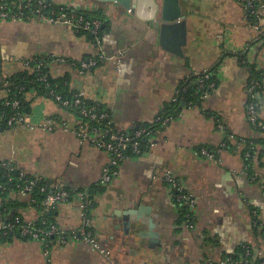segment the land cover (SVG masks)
<instances>
[{
    "label": "crops",
    "instance_id": "crops-1",
    "mask_svg": "<svg viewBox=\"0 0 264 264\" xmlns=\"http://www.w3.org/2000/svg\"><path fill=\"white\" fill-rule=\"evenodd\" d=\"M49 1L69 9H102L106 25L101 38L93 41L70 27L39 20L0 18V82L25 70L27 59L79 62L103 54L107 60L93 72L56 61L51 75H70L72 89L102 104L117 130L127 132L174 109L179 88L192 77L213 69L217 87L201 105L178 108L155 145L126 159L106 186L101 179L109 155L79 141L73 115L52 99L30 93L28 121L36 128L0 131L12 132L0 136V161L75 194H92L93 228L111 255L103 256L81 240L54 242L46 249L38 241L15 237L0 242V264H221L246 247L264 259V131L247 114L248 66L264 74V41L246 23L243 8L236 0H181L189 29L182 58L148 41L120 6ZM260 96L259 120L264 123V87ZM5 97L0 90V102ZM53 116L62 124L54 132L42 130ZM8 137L11 149L3 152ZM202 150L218 153L209 160ZM169 175L195 200L192 228L172 196ZM77 196L56 205L54 217L63 231L82 222ZM14 199L21 202L25 220L42 218L38 208L26 206L29 197Z\"/></svg>",
    "mask_w": 264,
    "mask_h": 264
},
{
    "label": "built area",
    "instance_id": "built-area-1",
    "mask_svg": "<svg viewBox=\"0 0 264 264\" xmlns=\"http://www.w3.org/2000/svg\"><path fill=\"white\" fill-rule=\"evenodd\" d=\"M236 2L243 8L245 13L246 23L259 35L262 41H264V0H236ZM37 9L34 11L35 19L42 22H49L52 24L63 25L70 27L76 32L80 30L88 31L97 35L102 29L103 23L99 20H89L84 15L78 14L76 11H71L70 9L61 7L59 10L51 9V4L49 0H37ZM30 5L28 4L25 8L28 9ZM14 8L8 5L6 0H1L0 4V18L3 20L10 21H21L25 18L26 15L24 10L21 12L14 11ZM46 10L50 11L49 13ZM30 18V17H28ZM48 58L47 60H50ZM101 61H106L107 58L105 55H100ZM59 62L66 63L65 59L57 60ZM25 66V64H24ZM97 66V61L89 60L87 63H83L81 66V71H91L94 67ZM26 68V66H25ZM203 78L199 79V85L201 88L205 87V80L209 78V70H206L202 73ZM46 78H42L45 80ZM214 84H211L208 88L213 89ZM260 83L256 80H250L247 87L248 94V104H247V114L248 119L260 130L264 131V123L259 120V110H260V92L258 91ZM53 95V93H52ZM210 94L206 93L204 99L207 98ZM180 93L178 91L174 101L178 100ZM7 98V93L6 97ZM4 98V99H5ZM87 99L85 94L78 92L75 95V103L71 104L69 101H63L60 96L55 95L53 100L56 104L64 107L70 106H81L83 101ZM7 104L9 102L7 101ZM13 107L16 108L19 106V102L15 101L12 103ZM100 104V103H99ZM100 105L93 108L83 107L81 109V115L84 118H87L88 121H78L76 122V127L73 130V133L77 136L79 141L82 144H90L95 148L106 152L110 158V164L107 166L103 172L101 179V185L106 186L112 182L114 178L119 175V168L121 164L130 157L129 152L134 154L140 153L142 148V140L145 137H149L148 142L150 147L154 146V140L156 136L154 135L153 129L150 128H140L134 132H127L122 130H116L112 127V122L106 123L111 119L110 114L106 112H100L98 109ZM106 123V124H105ZM169 121H164V125L168 124ZM10 126L13 128L22 127L25 129H35V126L28 121V116L15 115L9 122ZM1 128V127H0ZM42 130L54 132L57 130V125L54 120L49 118L44 124L40 126ZM218 152H212L209 150H202L201 154L209 160H214ZM247 157H251L249 153L246 154ZM11 163L0 161V167H10ZM167 182L171 186L172 196L179 203H186L192 210L195 207V200L192 196L186 192L181 184L172 176H168ZM39 180H27L24 183V186L21 187L20 195L23 197H29L34 188L38 185ZM53 192L48 196L45 206L47 209L54 208L57 204L65 202L69 198V194L66 190L60 188L59 186L54 185L52 187ZM6 191V187L0 185V192ZM47 187L41 188V192H46ZM82 222L78 228L71 231L61 230L57 224H47L44 220L42 226L39 225V222L33 220H25L22 222L20 217L15 218L14 223L19 227L22 236L28 237L33 241H38L42 243L46 249H48L52 242L50 239L55 238L57 242L61 244H67L70 239L81 240L86 244L90 245L96 251H98L103 256L110 258V251L105 249L99 242L91 219L90 210L92 204L88 199V196L85 194L80 195L79 197ZM4 208L3 203L0 202V214ZM5 211V210H4ZM188 226L193 227V220H187ZM21 225V226H20ZM14 226L11 224H5L2 219H0V241L3 238L7 237L11 232H13ZM245 258L248 259L245 264H264V259L261 258L259 262H253L249 259L252 257V251L248 248H245ZM258 257V256H257ZM259 258V257H258ZM221 264H240L237 261H234L232 258L228 257L224 259Z\"/></svg>",
    "mask_w": 264,
    "mask_h": 264
},
{
    "label": "trees",
    "instance_id": "trees-1",
    "mask_svg": "<svg viewBox=\"0 0 264 264\" xmlns=\"http://www.w3.org/2000/svg\"><path fill=\"white\" fill-rule=\"evenodd\" d=\"M37 0H6L9 6L11 8H14V11L21 12L24 10V13L26 15L25 18L21 19V21L24 22H32L35 19L34 11L38 8L37 7ZM1 4V0H0ZM30 5L28 9L25 7L27 5ZM51 9H57L59 10L61 7L54 5L52 2ZM66 8V7H64ZM69 9V8H67ZM71 11H76L78 14L84 15L89 20H99L104 24V12L102 9H98L95 12L94 11H86V10H76V9H70ZM47 13L50 11L46 10ZM103 15V16H102ZM30 17V18H28ZM10 21V20H9ZM102 29L99 31L97 35H94L91 32L80 30L78 32L81 36H86L87 38L98 41L101 38L102 35ZM48 58L46 56L44 57H35L33 59H27L24 60V64L26 66L25 70L11 76L10 78L5 79L4 81L0 82V90H4L7 93V98L3 99L0 102V131H6L8 129H13V126L9 125L10 120L15 115L20 116H29L32 114L33 107H32V101L28 100V95L30 93H35L37 97H47L52 100L55 99V95L60 96L63 101H69L71 104L75 103V95L78 93L77 91L72 89L71 86V76L65 75L61 78H54L51 75L50 65L52 62H56L59 59L51 58L50 60H47ZM245 59V58H243ZM66 63L72 64L76 69L81 68L83 63H87L89 60H95L97 61V66L94 67L91 71L93 72L95 69L100 67L104 61L100 60V56L92 57L89 60H82V61H74L71 59H65ZM59 62V61H57ZM249 65V64H248ZM250 68V74H251V80H256L260 83V87L258 91L261 93L263 87H264V74L262 72H258L256 66L249 65ZM215 71L213 69L209 70V78L205 80L204 84L205 87L201 88L199 79L203 78V74L196 75L192 77L191 79L187 80L180 88L179 93L180 96H178V100H173V108L171 110H168L167 112L159 114V116L154 120L153 123L149 124H143L136 128L135 130L131 131L134 132L137 129L140 128H150L153 129L154 135L157 136L158 133L169 126L171 122L176 117V110L180 107H193V106H199L203 102L204 96L206 93L211 94L217 87V82L215 79ZM46 78L45 80H42V78ZM211 84H214L215 87L213 89L208 88ZM53 93V95H52ZM7 101L9 104H7ZM18 101L19 106L14 108L13 102ZM100 105L98 110L100 112H106L110 114L109 110L105 108L102 104H99L98 102H93L91 100L85 99L83 101V104L81 106H70V107H64L61 104V108L69 112L71 115H73L76 120L78 121H88L87 118H84L81 115V109L83 107L86 108H93ZM51 119L54 120L57 127H59L62 124V120L58 118L57 116L51 117ZM112 122V119H109L106 123ZM164 121H169L168 124L164 125ZM105 123V124H106ZM112 127L117 130V128L113 125ZM149 137H145L142 140V148L141 151H143L145 148L150 147V144L148 142ZM130 156H132L134 153L129 152ZM249 153L252 157V154L250 152H245V154ZM27 180H39L38 185L34 188L33 192L30 194L29 201L26 202V206H33L35 208H38L42 213V218L38 221L39 225L42 226V222L45 220L47 224H57L56 219L54 217V212L56 210L55 206L54 208L47 209L45 206V202L49 195L53 192V186L54 184L48 180L42 179V178H34L29 177L24 174V172L16 165L11 163L10 167H0V185H3L6 187V191L0 192V202L3 203L4 208L1 211L0 219L4 221L5 224H11L14 226L13 232H11L7 237L3 238L2 241H8L10 239H13L15 237L19 239H28L32 240L28 237L22 236L21 232L19 230V227L15 225L14 220L17 217H20L22 222L25 221V218L20 213V208L22 206L21 202L18 199H14V195L19 196L21 187L24 186L25 181ZM47 187L46 192H41V188ZM66 190V189H64ZM69 194V198L66 201H70L75 195H83L85 192H78L75 194L74 192H71V190H66ZM92 194L87 193L86 196H88L89 201L93 205L92 209L94 208L95 203L92 201L91 196ZM79 200V198H77ZM183 210H184V217L187 220L192 219V212L190 207L186 203H181ZM5 210V211H4ZM21 226V225H20ZM52 242H57L55 238L50 239ZM45 247V246H44ZM252 251V257L251 261L253 262H259L261 258H258L254 251L250 247H246ZM245 250H242V253L237 257H230L234 261L239 262L240 264H245L248 259L245 258L244 253Z\"/></svg>",
    "mask_w": 264,
    "mask_h": 264
},
{
    "label": "water",
    "instance_id": "water-1",
    "mask_svg": "<svg viewBox=\"0 0 264 264\" xmlns=\"http://www.w3.org/2000/svg\"><path fill=\"white\" fill-rule=\"evenodd\" d=\"M120 6L134 17V27L163 50L184 57L188 41V20L181 0H94ZM106 24H103L102 29Z\"/></svg>",
    "mask_w": 264,
    "mask_h": 264
},
{
    "label": "rangeland",
    "instance_id": "rangeland-1",
    "mask_svg": "<svg viewBox=\"0 0 264 264\" xmlns=\"http://www.w3.org/2000/svg\"><path fill=\"white\" fill-rule=\"evenodd\" d=\"M7 134H9L8 136H10V134H12V132L7 131L6 133H0V136L7 135ZM8 139L9 140L5 141L4 145H1L3 152L11 149V138L8 137ZM18 146L22 147L23 145L21 143H18Z\"/></svg>",
    "mask_w": 264,
    "mask_h": 264
}]
</instances>
